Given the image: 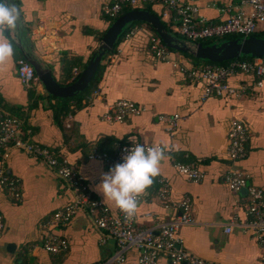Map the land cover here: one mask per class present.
Instances as JSON below:
<instances>
[{
    "label": "crops",
    "instance_id": "obj_1",
    "mask_svg": "<svg viewBox=\"0 0 264 264\" xmlns=\"http://www.w3.org/2000/svg\"><path fill=\"white\" fill-rule=\"evenodd\" d=\"M114 0H14L21 19L6 32L14 56L0 64V108L17 117L23 138L51 148L65 159L87 184L95 199L112 211L114 202L94 190L109 166L89 156L92 147L112 151L121 143L171 147L161 161L160 174L138 201L137 226L150 227L171 220L178 210L175 201L187 198L195 220L176 231L179 246L199 258L219 264H260L261 248L256 234L241 226L249 215L246 190L232 191L224 174L237 168L248 182L260 188L264 198V84L256 86L254 75L236 72L228 78L230 90L202 99L205 82L189 80L172 62L186 67L191 62L170 51V61H161L149 49L147 23L132 25L129 36L120 37L113 53L103 56L105 67L96 86L87 96L62 102L49 95L37 77L32 87L19 80L20 58H31L51 71L60 85L79 76L97 52L112 21L104 7ZM198 8V16L221 22L228 11H249L238 0H180ZM162 12V6L154 4ZM170 15V12H169ZM162 16V15H161ZM174 24L170 18L162 17ZM131 27V28H132ZM261 25L259 30L263 29ZM28 61V60H27ZM36 76V75H35ZM124 99L143 108L121 121L104 118L107 105ZM161 114H178L173 132L159 120ZM232 120L247 128V155L231 161L228 131ZM102 145V148L99 146ZM175 161L192 163L204 175L193 182L179 173ZM3 166L20 184L21 200L15 201L0 184V264H91L115 250V242L105 239L84 209H78L67 223L51 222L52 214L72 202L64 181L41 159L21 149L3 153ZM169 187L167 200L157 197L159 179ZM230 225L232 230L226 232ZM67 241L68 249L51 254L41 247L49 236ZM139 250L129 249L123 264H138ZM155 264H173L166 257ZM184 264V263H180Z\"/></svg>",
    "mask_w": 264,
    "mask_h": 264
},
{
    "label": "built area",
    "instance_id": "obj_2",
    "mask_svg": "<svg viewBox=\"0 0 264 264\" xmlns=\"http://www.w3.org/2000/svg\"><path fill=\"white\" fill-rule=\"evenodd\" d=\"M240 5L248 6L249 11L236 10L230 12L221 22L207 21L198 16V8L191 3L180 0H114L104 7V12L110 17H116L123 6L135 7L143 4H159L162 6V17L172 18V30L178 33L189 43L201 40L218 39L228 35H254L261 25H264V0H238ZM170 12V15H169ZM132 27L125 36L132 33ZM149 49L161 61H170V51L157 34L150 35ZM174 66L185 74L189 80H202L205 88L202 99L208 96L222 95L230 90L228 78L236 72L254 75V84H264V58L252 59L236 58L226 63L203 62L196 66L186 67L181 61L172 62ZM16 73L25 87H32L36 78L32 65L25 59L17 61ZM143 108L135 103L120 99L107 105L104 118L112 121H121L128 114H139ZM180 116L178 114H161L159 120L168 132H173ZM21 121L0 108V184L9 190L15 201L21 200L20 184L17 179L6 173L3 166V153L9 148L21 149L26 153L41 159L65 183L72 194V202L52 214L51 222L67 223L78 209H84L89 214L94 226L101 230L102 242L112 239L115 250L105 259L91 264H123L125 254L129 249L139 250L138 264H155L157 258L163 256L173 264H219L197 257L192 252L179 246L176 231L181 226L193 225L195 220L191 213V205L187 198L174 202L178 213L168 221L157 223L150 227H138L137 216L131 219L125 217L118 207L112 211L100 200L95 199L83 181L82 177L65 159L57 156L51 148L23 138ZM249 133L246 126L239 120H232L228 131V156L231 161H237L247 155V141ZM133 143H121L112 151L101 150L96 145L89 154L91 158L104 161L109 167L122 161L126 148ZM160 146V145H159ZM150 147V146H146ZM165 156H170L171 147L164 148ZM174 166L179 173L193 182L202 179L203 173L192 163L175 161ZM224 181L232 191L246 190L248 220L241 224L244 230L254 231L261 248V262L264 264V198L260 188L249 184L248 175L244 171L232 168L224 174ZM156 189L157 197L167 200L169 187L164 178H160ZM141 196L138 197V201ZM3 229V219L0 214V233ZM232 227L228 225L226 232ZM41 247L51 254H59L68 249L67 241L57 236H49L42 242Z\"/></svg>",
    "mask_w": 264,
    "mask_h": 264
},
{
    "label": "water",
    "instance_id": "obj_3",
    "mask_svg": "<svg viewBox=\"0 0 264 264\" xmlns=\"http://www.w3.org/2000/svg\"><path fill=\"white\" fill-rule=\"evenodd\" d=\"M141 21L149 24L160 37L166 47L191 54L197 59L220 63L242 57L264 58V37L256 35L236 36L219 42L205 44L202 42L189 43L177 37L163 25L161 19L146 9H130L115 18L104 33L97 52L89 60L78 77L70 84L60 85L51 74V71L39 62L27 58L32 65L37 79L45 91L54 97L70 98L84 91L90 86L91 79L106 52L113 49L124 28L131 22Z\"/></svg>",
    "mask_w": 264,
    "mask_h": 264
},
{
    "label": "clouds",
    "instance_id": "obj_4",
    "mask_svg": "<svg viewBox=\"0 0 264 264\" xmlns=\"http://www.w3.org/2000/svg\"><path fill=\"white\" fill-rule=\"evenodd\" d=\"M20 19L21 12L14 0H0V64L14 56L13 44L5 33L15 30ZM124 152L121 162L102 173L94 190L103 199L114 202L125 217L131 219L137 212L138 197L160 174L159 165L165 158V150L159 145L146 147L133 143Z\"/></svg>",
    "mask_w": 264,
    "mask_h": 264
},
{
    "label": "trees",
    "instance_id": "obj_5",
    "mask_svg": "<svg viewBox=\"0 0 264 264\" xmlns=\"http://www.w3.org/2000/svg\"><path fill=\"white\" fill-rule=\"evenodd\" d=\"M154 6H155L154 4H143V5H138V6H135V7H131V6H123V7L121 8V10L119 11V13L117 14V16H120L121 14H123L124 12H126V11H128V10H130V9H146V10H148L149 12H151L152 14L158 16V17L161 19L163 25L166 27L167 30H169L171 33H173V34L176 35L177 37L181 38L182 40H185V39H184L183 37H181L178 33L174 32V31L172 30V26H171V24H170L169 22H167V21H165V20L162 19L161 11L157 10L156 8H154ZM140 23L142 24V23H144V22H141V21H135V22H131L130 24H128V25L124 28V30H123V32H122V34H121L120 37H123V35H125V34L131 29L132 25L140 24ZM144 24H146V23H144ZM147 25L152 29V27H151L149 24H147ZM152 30H153V29H152ZM254 35L259 36V37H264V28L261 29V30H258L257 32H255ZM232 37H236V36H235V35H228V36H225V37H222V38H218V39H207V40H201V42H202V43H205V44H210V43L219 42V41H222V40H224V39L232 38ZM119 39H120V38H119ZM119 39L117 40V42H116L115 46L113 47V49H111L110 51L106 52L104 56L109 55V54H111V53L114 52L115 47H116V45H117ZM167 49H168L169 51H172V52H179V51L172 50V49H170V48H168V47H167ZM179 53L183 54V55H184V56H185V57L191 62V66H196L197 64H199V63H203V62H206V63H207V62H210V61H207V60L197 59V58H195L194 56H192L191 54H187V53H183V52H179ZM242 59H247V60H248V59H252V58H251V57H247V56H245V57H242ZM226 62H227V61L220 62V63H226ZM104 67H105V66H104L102 63L99 64V66L97 67V70H96L94 76H93L92 79H91L90 86H89L88 88H86L84 91H82V92L78 93L77 95H75V96H73V97H70V98H58V97H54V96H52V97H54V98H56V99H58V100H61L62 102H68V101H70V100H72V99H81V98L87 96L88 93H89V91H90V88L96 86V84L98 83V81H99V79H100V76H101V74H102V72H103ZM99 146L102 148V145H100V143H99Z\"/></svg>",
    "mask_w": 264,
    "mask_h": 264
}]
</instances>
